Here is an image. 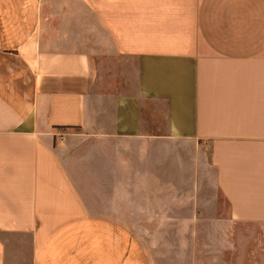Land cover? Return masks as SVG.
Returning <instances> with one entry per match:
<instances>
[{
	"label": "crops",
	"instance_id": "crops-1",
	"mask_svg": "<svg viewBox=\"0 0 264 264\" xmlns=\"http://www.w3.org/2000/svg\"><path fill=\"white\" fill-rule=\"evenodd\" d=\"M24 251L264 264V0H0V264Z\"/></svg>",
	"mask_w": 264,
	"mask_h": 264
},
{
	"label": "rangeland",
	"instance_id": "rangeland-1",
	"mask_svg": "<svg viewBox=\"0 0 264 264\" xmlns=\"http://www.w3.org/2000/svg\"><path fill=\"white\" fill-rule=\"evenodd\" d=\"M24 253V254H23ZM23 253H21L16 259H17V263L16 264H31V256L30 254L26 253V251H24ZM15 262V260H14Z\"/></svg>",
	"mask_w": 264,
	"mask_h": 264
}]
</instances>
